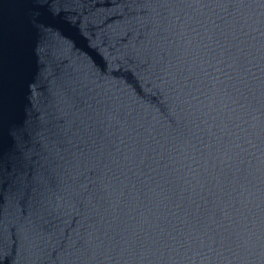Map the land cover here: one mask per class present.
I'll list each match as a JSON object with an SVG mask.
<instances>
[{"label":"water","instance_id":"1","mask_svg":"<svg viewBox=\"0 0 264 264\" xmlns=\"http://www.w3.org/2000/svg\"><path fill=\"white\" fill-rule=\"evenodd\" d=\"M0 264H264V0H0Z\"/></svg>","mask_w":264,"mask_h":264}]
</instances>
